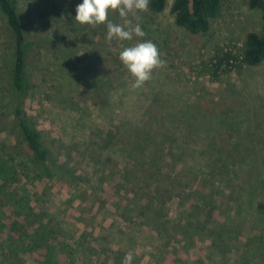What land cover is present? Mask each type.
<instances>
[{
    "label": "rangeland",
    "instance_id": "374dc122",
    "mask_svg": "<svg viewBox=\"0 0 264 264\" xmlns=\"http://www.w3.org/2000/svg\"><path fill=\"white\" fill-rule=\"evenodd\" d=\"M41 1L45 9V3L61 4L62 13L43 11L45 27L36 31L42 40H36L29 65L37 88L29 93L25 110L50 150L54 167L46 170L34 163L15 123L14 41L1 12L0 145L5 142L9 153L0 151V159L16 162L20 196L30 199L35 220L50 221L48 232L52 231L46 238L68 245L63 252L65 263L108 264L104 262L111 249H118L97 248L99 230L109 225L118 230L133 218L129 210L116 213L113 203H127V195L132 198L127 190L135 187L115 182L114 164L105 161H172L169 170L173 161H193L194 189L204 177V189L199 188L206 194L218 193V186L225 188L223 205L211 215V208L189 211L194 198L169 202L175 219L167 227V238L155 236L152 230L138 231L117 253L120 264L133 251L138 255L132 264H264V64L223 75L218 82L203 72L220 50L241 53L249 33H262L261 12L252 10L249 0H222L209 32L193 35L175 24L173 0H168L161 14L149 9L139 13L145 37L120 42L106 39V25L74 22L76 7L83 0L28 3L37 6ZM40 11H34L31 23L38 20ZM109 20L123 23L118 13H110ZM138 40L152 41L166 65L154 71L143 88L133 90L119 53ZM118 130L126 136L121 139ZM109 133L115 142L110 148ZM223 145L232 151L238 146L241 155L232 161L242 162L237 172L232 169L225 176L215 165L231 161L218 153ZM142 148H148L145 155ZM248 182L255 189V204L242 213L235 195L246 198ZM179 203L185 204L180 208L183 215H179ZM9 243L4 232L0 246L6 255L11 252ZM133 244L137 245L133 248ZM76 246L84 247L86 253H76L72 250ZM6 255L0 254V264H37L36 259L47 258L45 251L36 253V259L24 254L7 259Z\"/></svg>",
    "mask_w": 264,
    "mask_h": 264
},
{
    "label": "trees",
    "instance_id": "16d2710c",
    "mask_svg": "<svg viewBox=\"0 0 264 264\" xmlns=\"http://www.w3.org/2000/svg\"><path fill=\"white\" fill-rule=\"evenodd\" d=\"M24 1L26 3L21 5L19 0H0V12L5 18L14 41V67L12 76L14 88L13 111L15 123L24 142L33 154L34 163L46 170H51L54 167V163L51 161V152L44 146L41 133L30 122L25 105L29 93H34L37 88V85L33 84L31 80L32 76L29 71V65L31 50L38 44L37 41L42 40V37L36 31H40V28L44 26L43 20L46 21L43 17V11L49 10L52 15L56 14L58 16L60 12L62 13L61 4L50 6L49 3H45V9L43 6L44 1L38 3L37 6L33 3H28V0ZM167 6L168 0H150L148 9L152 13L161 14L166 10ZM249 6L252 10H259L261 12L263 31L262 33H249L245 48L241 53H235L231 50H220L217 52L210 63L205 65L203 70L205 74L210 75L214 82L220 81L223 75H228L234 71H241L245 67H257L264 64V0H249ZM221 8L222 0H173L171 13L178 27L183 28L190 34L199 35L209 32L211 22L219 15ZM37 9L41 10V16L38 17V20L36 19L31 23V17ZM58 38L60 37L51 39L52 44L58 42ZM117 135L119 137L126 136L121 130L117 131ZM111 136H113L112 133H109L107 136L108 148L115 145L114 137L111 138ZM148 138L150 137L146 136V139ZM135 143L139 144V137ZM137 148L139 149L140 146H137ZM238 149V146H235L234 151H232L225 145L218 149V153L221 156H228L231 160L217 161L218 163L215 165L221 170V175L225 176L229 174L232 169H235L237 172V168L242 162H238L237 160L232 161V159H236L237 156L241 155L237 152ZM147 150L148 148H142L141 152L145 155ZM0 151L4 155L9 153V147L5 142L1 143ZM105 162L114 164L115 170L112 169V172L115 182L121 183L120 186H123L122 183L128 182L135 189L127 190V194H131L132 197L129 200L127 195V203L124 200L123 203H113L116 213L122 210L124 213L126 210H129L133 214L131 220H126V227L118 226L119 229L116 230V225H109L99 230V238H96V247L102 248L109 245L111 248L116 246L118 249V251L111 249L110 256L105 259L104 263L120 264L121 258L117 256V253L123 252V248L128 246L129 237L133 234L136 235L138 231L142 233L145 230H152L155 236L159 235L161 238L166 239L169 234L167 227L171 223H174L175 219L170 215L167 206L169 202L175 199L187 200L188 198H194L195 201L189 211L196 212L203 208H211L210 214L212 215V212L216 210L215 208H220L225 201L223 195L225 188L218 186L219 191L216 189L218 193H212L211 195L209 193L206 194L199 188L202 187L204 189L203 183L206 180L205 177L202 179V185L194 189V176L197 177V175L193 161H173V166H171L173 168L171 170H169L168 166L171 165L172 161ZM207 162L204 161V163ZM19 174L20 171L13 158L11 161L0 159V237L4 235V232H7V238L10 240L8 246L11 250L6 255V250L3 246H0V254H5L7 259H13L20 254L31 255L36 259V253L45 251L47 258L45 260L36 259L37 264H66L63 260L66 255L63 252L68 248V245H63L57 239L50 242L46 238L52 231L48 232L47 226L50 221L46 223L44 219H34L33 213L30 211L32 208L30 199L26 200V196L21 197L20 190L16 189ZM130 177L131 180L129 181ZM133 178H138L139 183L135 184V179ZM215 178L216 175L212 172L211 179ZM248 188L250 190L246 191V198L242 195L239 197L237 193L235 195L242 213L248 212L249 207H253L255 204V189L250 185ZM178 205L179 215H183L180 208L185 207V204L179 203ZM43 210L45 209L43 208ZM183 220L186 221V219ZM187 225L189 224L187 223ZM198 226H201L200 222H198ZM138 243L139 241H137ZM137 244L131 246L134 248ZM72 250H75L76 253H86V249L80 246H76V249ZM137 255L133 251V256ZM76 264L79 263L76 262ZM83 264H86V261Z\"/></svg>",
    "mask_w": 264,
    "mask_h": 264
},
{
    "label": "clouds",
    "instance_id": "9594fccd",
    "mask_svg": "<svg viewBox=\"0 0 264 264\" xmlns=\"http://www.w3.org/2000/svg\"><path fill=\"white\" fill-rule=\"evenodd\" d=\"M149 2L150 0H83L76 7L74 22L81 26L106 25L108 41H132L146 35L139 23V13L148 10ZM110 13H118L123 23L111 22ZM133 19L137 21L135 24ZM119 60L133 80V90L143 88L151 81L153 72L166 65L158 47L150 40H138L133 46L124 47L119 53ZM132 260L133 255L129 252L122 264H132Z\"/></svg>",
    "mask_w": 264,
    "mask_h": 264
}]
</instances>
